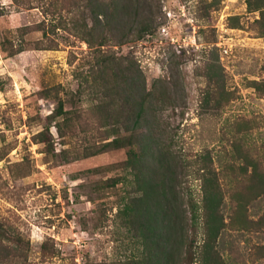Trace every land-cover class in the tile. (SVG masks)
<instances>
[{
  "label": "rangeland",
  "instance_id": "1",
  "mask_svg": "<svg viewBox=\"0 0 264 264\" xmlns=\"http://www.w3.org/2000/svg\"><path fill=\"white\" fill-rule=\"evenodd\" d=\"M22 1L0 0V221L29 240V263L200 264L188 200L201 202L211 166L225 196L222 264H264V193L241 213L232 200L249 197L245 157L264 169V94L251 83L264 80L258 12L246 0H124L125 20L137 27L138 7L151 32L132 41L112 30L116 45L103 50L127 65L121 82L83 39V22L104 31V13L85 0ZM42 31L56 49L34 48ZM216 57L220 108L204 95ZM55 96L66 114L55 116ZM116 136H131L134 166L127 147L105 145Z\"/></svg>",
  "mask_w": 264,
  "mask_h": 264
},
{
  "label": "trees",
  "instance_id": "2",
  "mask_svg": "<svg viewBox=\"0 0 264 264\" xmlns=\"http://www.w3.org/2000/svg\"><path fill=\"white\" fill-rule=\"evenodd\" d=\"M17 5L24 4L22 0H13ZM87 5L96 12L97 16H106V22L104 23V31L101 33L94 34L99 28L100 24L96 23V20H92L90 27H85L83 22V28L85 36H83L84 41L87 43L89 52L91 56L95 58V62L100 65L102 72L106 73L108 70L112 72L113 76L120 75L123 81L125 72L129 69L121 66L122 63L116 61L115 58L110 57L106 54L103 47L113 46L116 43L115 34L112 32L113 29L120 31L121 37L137 40L141 39L145 34L151 32L150 23L146 22L145 19H138V7L134 9V15L136 18V23L139 25L134 28V24H130L125 17V13L130 15L131 6L126 3L124 0H85ZM216 0H211L208 5L211 6L212 3H215ZM248 11L254 12L257 11L259 17L255 21L259 24L258 29L261 34L264 35V0H246ZM111 5V10H107L106 5ZM105 11V12H103ZM120 14L121 17L119 16ZM126 19V20H125ZM115 23V24H114ZM119 23V25H116ZM77 24L80 26L81 23ZM113 25V26H112ZM25 29V30H24ZM19 35L30 33L28 28H24ZM38 30V29H37ZM42 36L40 39L34 40V48L37 49H56L57 42L49 38L48 33L42 31ZM22 41V40H21ZM3 45V44H2ZM18 49L20 48L21 42L18 44ZM5 49V45L3 47ZM14 49V48H13ZM216 49V47H214ZM213 51V50H212ZM105 55V56H104ZM103 56V57H102ZM205 78L209 84V89L205 91V103L213 102L214 108L221 107V98L224 91V80L222 74V68L219 64V60L216 57L214 63H207L205 65ZM124 82V81H123ZM252 86L264 94V80L261 82L252 81ZM55 96L54 102L55 106V116H61L67 113L64 110V100L57 98ZM138 115V114H137ZM57 128L60 129V126L57 125ZM46 129H49V126H46ZM44 135V132H39L38 136ZM41 141H46V139L41 138ZM105 145H113L114 147H127L126 153L127 164L134 166L139 161V155L135 151L133 141L131 136L128 137H115L113 140L106 142ZM258 161L252 157H245L244 163L240 168V174L244 176V180L249 186V197L245 200L243 198L232 197L234 206L237 210L242 212V209L246 207V204L249 200H252L262 193H264V169H260ZM202 191L203 198L201 202L193 201L192 199L188 200V206L190 211V220L194 227L200 228L202 233V240L197 245L195 250V259L200 264H222L223 260L219 251L217 249V239L221 230L225 227V222L223 220V215L221 211L222 204L224 202L225 196L221 190V178L217 171L211 166H205L202 168ZM161 183L158 184L159 189L163 187V190L167 188V191L163 192V195L166 196L169 191L168 188L170 184H167V187L164 188L163 180H160ZM171 194V192L169 191ZM245 221V220H244ZM252 224L260 225L261 221L250 220ZM169 242V238L166 239ZM191 243V242H190ZM189 243V249L192 247V243ZM29 240L25 237L23 233L13 230L9 225L4 224L0 221V263L1 264H30L28 261L29 256ZM167 250V248L165 247ZM189 256H193V250H189ZM48 245L46 242L42 245V256H47ZM54 255V252L50 255ZM97 264V263H95Z\"/></svg>",
  "mask_w": 264,
  "mask_h": 264
}]
</instances>
